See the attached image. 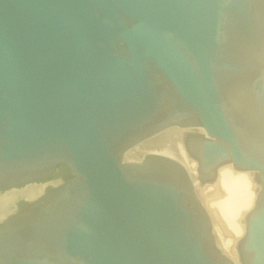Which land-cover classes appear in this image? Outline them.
I'll return each mask as SVG.
<instances>
[{"label":"water","instance_id":"1","mask_svg":"<svg viewBox=\"0 0 264 264\" xmlns=\"http://www.w3.org/2000/svg\"><path fill=\"white\" fill-rule=\"evenodd\" d=\"M178 127L197 173L163 152ZM70 174L0 222V264H264V0H0V191ZM256 183L235 259L199 196Z\"/></svg>","mask_w":264,"mask_h":264},{"label":"bare ground","instance_id":"2","mask_svg":"<svg viewBox=\"0 0 264 264\" xmlns=\"http://www.w3.org/2000/svg\"><path fill=\"white\" fill-rule=\"evenodd\" d=\"M184 131L178 127L170 128L137 144L125 153L124 158L140 160L147 152H163L182 162L192 175H196L197 162L189 159L182 142L181 132ZM194 182L212 217L218 244L224 253L235 259V243L244 232L245 213L252 207L256 197V183L252 174L236 170L231 164H225L218 169L215 183H205L201 187L196 176ZM27 192L33 194L32 189H28ZM1 202L0 200V217L4 208H1Z\"/></svg>","mask_w":264,"mask_h":264},{"label":"flooded vegetation","instance_id":"3","mask_svg":"<svg viewBox=\"0 0 264 264\" xmlns=\"http://www.w3.org/2000/svg\"><path fill=\"white\" fill-rule=\"evenodd\" d=\"M58 169L59 167L55 170L54 174L48 178L30 181L18 186L2 189L0 191V200L2 201L1 208H4L3 215L0 217V222L19 211L23 206L36 201L44 193L53 189L61 180L65 179L69 175L58 174ZM28 189H32L31 193L33 194H28ZM9 202L12 203L10 204Z\"/></svg>","mask_w":264,"mask_h":264},{"label":"trees","instance_id":"4","mask_svg":"<svg viewBox=\"0 0 264 264\" xmlns=\"http://www.w3.org/2000/svg\"><path fill=\"white\" fill-rule=\"evenodd\" d=\"M58 174L67 175L70 174L69 170L65 167V165L61 164L58 169Z\"/></svg>","mask_w":264,"mask_h":264}]
</instances>
